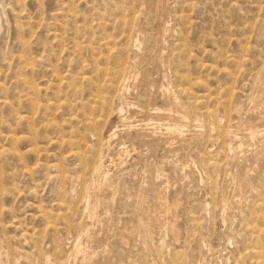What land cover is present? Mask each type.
I'll return each mask as SVG.
<instances>
[{
    "label": "rangeland",
    "instance_id": "rangeland-1",
    "mask_svg": "<svg viewBox=\"0 0 264 264\" xmlns=\"http://www.w3.org/2000/svg\"><path fill=\"white\" fill-rule=\"evenodd\" d=\"M0 264H264V0H0Z\"/></svg>",
    "mask_w": 264,
    "mask_h": 264
},
{
    "label": "bare ground",
    "instance_id": "bare-ground-1",
    "mask_svg": "<svg viewBox=\"0 0 264 264\" xmlns=\"http://www.w3.org/2000/svg\"><path fill=\"white\" fill-rule=\"evenodd\" d=\"M156 8H157V7H156ZM148 15H149V14H148ZM133 49H134V48H133ZM147 60H148V59H147ZM147 60H146V61H147ZM126 63H127V62H126ZM130 64H131V63H130ZM118 66H119V65H118ZM126 69H127V68H126ZM122 73H123V72H122ZM124 73H125V72H124ZM124 73H123L122 76H125ZM119 76H120V75H119ZM116 78H117V77H116ZM118 79H119V78H118ZM116 81H118V80H116ZM116 81H115V82H116ZM119 83H121V82L119 81ZM119 83H118V84H119ZM126 85H127V84H126ZM126 85L124 86V90H125L126 88L129 87V86H126ZM114 87H115V86H114ZM118 89H119V88H118ZM95 90H97V89H95ZM113 90H114V89H113ZM96 94H97V93H96ZM113 94H114V93H113ZM100 96H101V94H100ZM97 97H98V96H97ZM104 98H105V97H104ZM100 99H101V98H100ZM106 99H107V98H106ZM105 101H106V100H105ZM109 101H110V100H109ZM113 102H114V101H113ZM105 103H106V102H105ZM105 103H104V104H105ZM108 103H109V102H108ZM178 103L180 104L179 101H178ZM117 104H118V103H117ZM100 105H101V103H100ZM105 105H106V104H105ZM181 105H182V104H181ZM97 106H98V105H97ZM107 106H108V105H107ZM108 107H109V106H108ZM110 107H111V106H110ZM140 107H141V106H140ZM182 107H183V106H182ZM96 108H97V107H96ZM96 108H95V109H96ZM103 108H104V107H103ZM103 108H102V110H103ZM106 108H107V107H106ZM115 108H116V107H115ZM115 108H114V109H115ZM109 109H110V108H109ZM143 109H144V108H143ZM159 109H160V108H159ZM100 110H101V108H100ZM104 110H105V109H104ZM107 110H108V109H107ZM111 110H112V109H111ZM93 111H94V110H93ZM108 111H109V110H108ZM108 111H107V113H108ZM122 111H123V108H120V112H122ZM94 112H96V111H94ZM123 112H124V111H123ZM146 112H147V111H146ZM98 113H99V112H98ZM98 113H97V114H98ZM107 113H106V115H108ZM111 113H112V112H111ZM103 115H104V114H103ZM114 115H115V114H114ZM177 115H178V114H177ZM100 116H101V115H100ZM115 116H116V115H115ZM181 116H183V115H181ZM102 117H103V116H102ZM117 117H118V116H117ZM179 117H180V116H179ZM184 117H185V116H184ZM184 117H183V118H184ZM89 118H90V117H89ZM96 118H97V117H96ZM87 119H88V118H87ZM111 119H112V118H111ZM153 119H154V118H153ZM94 120H95V119H94ZM88 121H89V120H88ZM90 121H91V120H90ZM98 121H100V120H99V119H96V120L94 121V123H95L96 126H97V122H98ZM101 121H102V120H101ZM139 121H140V120H139ZM89 123H90V122H89ZM89 123H88V125H89ZM99 123H100V122H99ZM108 123H109V122H108ZM116 123H117V119L113 120V121L109 124V126L106 128L107 131H106V134H105V135L107 136L108 140L112 139V138L116 135V132H117L116 129L118 128V126L116 125ZM102 124H103V123H102ZM103 125H104V124H103ZM167 125H168L167 129L170 130V131H171V130H172V131H175V130L177 129L176 127L172 129L171 126H170L169 124H167ZM89 126H91V125H89ZM98 126H99V124H98ZM141 126H142V125H141ZM173 126H174V125H173ZM101 127H102V126H101ZM101 127H100V128H101ZM104 127H105V126H104ZM100 128H99V130H100ZM128 128H129V129H134V128H135V123H134V122L129 123ZM92 131H93V129H92ZM101 131H102V130H101ZM96 132H97V131H96ZM98 133H99V132H98ZM100 133H102V132H100ZM103 133H104V131H103ZM183 134H184V133H183ZM100 135H101V134H100ZM173 135H174V134H173ZM101 136H102V135H101ZM175 136H176V135H175ZM94 137H96V136H94ZM94 137H93V138H94ZM95 139H96V138H95ZM100 139H101V138H100ZM100 139H99V140H100ZM102 139H104V138L102 137ZM19 140H20V139H19ZM100 142H101V141H100ZM68 143H69V142H68ZM89 148H90V147H89ZM89 148H88V149H89ZM30 150H31V149H30ZM100 161H101V160H100ZM106 179H107V178H105V180H106ZM112 180H113V179H112ZM109 182H110V181H109ZM112 186H113V185H112ZM165 206H166V205H165ZM166 208L169 209L167 206L165 207V209H166ZM167 209H166V210H167ZM169 210H170V209H169ZM22 255H23V254H22Z\"/></svg>",
    "mask_w": 264,
    "mask_h": 264
}]
</instances>
